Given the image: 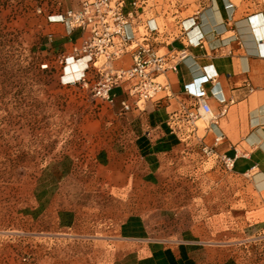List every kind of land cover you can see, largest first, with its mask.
<instances>
[{"label":"rangeland","instance_id":"1","mask_svg":"<svg viewBox=\"0 0 264 264\" xmlns=\"http://www.w3.org/2000/svg\"><path fill=\"white\" fill-rule=\"evenodd\" d=\"M70 6L69 0H0V264L111 263L148 244L116 239L128 215L143 214L145 199L153 210L151 239L177 241L170 243L173 256L146 263L264 264V225L239 223V203L217 161L186 162L150 194H114L108 178L94 177L97 137H127L128 130L106 114L111 104L61 82L64 51H52L49 25L61 23L50 17ZM65 158L90 173L79 200L105 205L80 229L71 226L65 187L53 176ZM127 228L129 236L143 233ZM188 251L196 253L185 257Z\"/></svg>","mask_w":264,"mask_h":264},{"label":"crops","instance_id":"2","mask_svg":"<svg viewBox=\"0 0 264 264\" xmlns=\"http://www.w3.org/2000/svg\"><path fill=\"white\" fill-rule=\"evenodd\" d=\"M69 1L71 6L59 15L79 9L83 0ZM136 1L138 7L133 5ZM131 11L136 17L126 28L128 35L142 41L157 29L154 43L160 54L174 50L182 57L176 70L158 77L165 88L140 106L129 94L132 82L112 91L114 103L106 114L124 125L128 135L97 137L94 177L108 178L114 194H150L161 177L170 172L175 176L186 162L209 157L225 168L223 179H228L239 203L235 208L239 223L264 225V0H127L125 13ZM49 27L55 28L52 51L63 48L64 55H70L73 45L82 40L81 30L71 32L64 23ZM132 65L131 51L113 63L118 69ZM202 100L218 116L216 122L201 117ZM225 157L233 161L231 169L226 168ZM71 161L65 158L57 163L53 176L65 187L71 226L80 229L94 218L93 209L98 213L105 205L96 202L91 207L79 200L90 173L75 170ZM143 205V214L127 216L116 239L148 244L108 264H148L144 258L173 256L170 243L177 241L151 239L152 205L146 199ZM132 225L142 227L143 233L139 229L127 235ZM199 242L191 241L192 249Z\"/></svg>","mask_w":264,"mask_h":264},{"label":"built area","instance_id":"3","mask_svg":"<svg viewBox=\"0 0 264 264\" xmlns=\"http://www.w3.org/2000/svg\"><path fill=\"white\" fill-rule=\"evenodd\" d=\"M127 0H83L79 9H68L64 14L51 16V22L66 24L71 32L81 30L82 40L73 45L72 53L59 58L62 67L61 82L67 86H81L88 89L93 98L109 104L114 103L112 91L125 82H132L129 89L131 97L136 98L138 106L158 95L165 85L158 80L169 69H177L180 56L172 50L160 54L156 49L153 29L144 40H135L126 32L127 26L135 19V11L125 13ZM137 1L133 3L138 7ZM49 36L52 38L54 32ZM133 52V65L127 69L113 66L116 60L127 52ZM84 62L79 76L66 80L71 61ZM125 108H129L124 103ZM201 117L216 122L211 107L205 100L201 102ZM225 113V110L222 114ZM210 152V151H209ZM225 159V166L232 168L233 161Z\"/></svg>","mask_w":264,"mask_h":264},{"label":"bare ground","instance_id":"4","mask_svg":"<svg viewBox=\"0 0 264 264\" xmlns=\"http://www.w3.org/2000/svg\"><path fill=\"white\" fill-rule=\"evenodd\" d=\"M84 68V62H77L76 60L71 61L70 66L67 69V75L65 77H76L79 76L82 69Z\"/></svg>","mask_w":264,"mask_h":264}]
</instances>
